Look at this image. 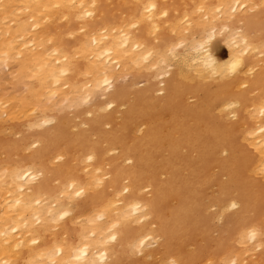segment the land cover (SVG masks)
Instances as JSON below:
<instances>
[{
    "label": "bare ground",
    "instance_id": "obj_1",
    "mask_svg": "<svg viewBox=\"0 0 264 264\" xmlns=\"http://www.w3.org/2000/svg\"><path fill=\"white\" fill-rule=\"evenodd\" d=\"M166 55L155 107L34 114ZM4 67L0 264H264V0H0Z\"/></svg>",
    "mask_w": 264,
    "mask_h": 264
},
{
    "label": "rangeland",
    "instance_id": "obj_2",
    "mask_svg": "<svg viewBox=\"0 0 264 264\" xmlns=\"http://www.w3.org/2000/svg\"><path fill=\"white\" fill-rule=\"evenodd\" d=\"M209 29H211V28H208V30H207L208 32H209ZM215 33L216 34H214V36H216V37L214 39H215V41L216 40L217 41L215 42L214 47L212 48V49H214L213 54L216 58L223 59L226 56V51L224 49V45L218 39L220 37V36L218 37L219 32L217 30H215ZM205 34H206L205 32L201 33L202 36L200 38L210 35V33L206 34V35ZM153 58H154V55L149 60L152 61ZM170 58H172V57L171 56L169 57V55H166V57H165L166 64H165V62L161 63L162 64V65L160 64L161 69L158 67L156 69L157 71L155 70V68H153V69L150 68V71H149V66H148L147 74L144 76H141V77L132 76L131 74H127V73H118V74H116L110 78L111 83L108 87L106 86V87L101 88L97 91L90 92L87 95L69 96L66 100L62 99L63 102H59V101L53 100V99H52V101H55V102L42 100L40 106H37L34 109V114L40 115L43 112V110H45L44 116L52 117L53 122L55 120L59 119L57 122L55 121L53 124H59V125L65 124L66 125L67 123L71 122L70 120L72 118H73L72 121L76 120L75 117H77L79 113H80L79 115H84L85 117H89L97 109H100L101 111H106V112L112 111L115 109H119V111H121L123 106H124V103L126 104V102H128V100H131L130 98H133L136 94H139L144 89H149V88L155 90L154 92H156V94H154V93L151 94L145 100H146V103L151 104V105H149L150 107H155L156 105L154 103L152 104V102L160 95L159 94L160 92L158 91L159 86H160L159 83L162 82V80L164 79L165 74H167L166 72L169 71L168 69H171L173 66H175L174 64L172 65V63H175V62H173L174 60L171 59L172 62H170V60H169ZM170 64L172 65V67H169V66H171ZM6 69L7 68H5V67L0 68V73L2 72V75H3L2 76L0 74L1 75L0 76V94H3L2 96L0 95V98H2V99L8 98V100L14 98L12 100L11 104L15 105V104L19 103V98H21L22 96H24L26 94L27 90L30 87L31 81L24 79V80H19V82H17V80L16 81L14 80L15 77L10 75V71L8 70L9 68L7 70ZM153 72L155 74H153ZM161 73H163V74H161ZM148 74H149V76H148ZM75 98H77V99H75ZM108 101L113 102L112 108H108L105 106L106 103L108 104ZM47 106H49L50 108H47ZM100 106H102V108ZM98 107H100V108H98ZM97 113H98V111H97ZM98 115L100 116L102 114H98ZM116 116H118V118H120L119 115H116ZM61 120H63V122ZM66 120H68L69 122ZM59 121H61V122H59ZM148 123L149 122H145L144 124H140L139 126H136V129H138V132L143 131L146 128ZM23 129L24 130L22 132V135H23V133L28 131L26 126L23 127ZM32 149L33 148L30 147V150H32ZM30 150L26 151L27 155L30 153ZM86 163L89 164L90 162L87 160Z\"/></svg>",
    "mask_w": 264,
    "mask_h": 264
}]
</instances>
